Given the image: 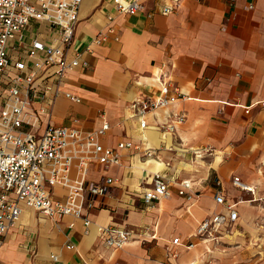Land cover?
Segmentation results:
<instances>
[{
	"label": "crops",
	"instance_id": "obj_1",
	"mask_svg": "<svg viewBox=\"0 0 264 264\" xmlns=\"http://www.w3.org/2000/svg\"><path fill=\"white\" fill-rule=\"evenodd\" d=\"M138 1L142 6L133 14L118 11L111 0L81 1L68 55L78 51L79 64L61 80L48 76L57 94L50 98L52 85L34 106H46L41 126H70L77 118L82 129L93 130L107 120L102 144L132 140L154 148L155 156L123 149L120 164L90 163L88 179L111 176L115 181L96 199L101 206L84 210L91 221L86 231L81 218L50 217L22 206L0 245V264H206L210 259L264 264V106L259 103L264 100V0ZM165 5L174 8L164 14ZM99 32L105 36L96 42ZM23 36L26 42L34 36L54 41L57 34L45 22L31 21ZM161 71L186 97L148 113L150 126L140 129L128 104L155 95V75ZM170 111L185 114L172 132L164 129ZM210 149L218 152L207 161L203 156ZM140 160L161 167L140 170ZM156 172L165 174L170 195L146 204L142 193ZM234 175L254 184L261 201H238L251 195L232 184ZM182 180L190 181L191 199L177 192ZM217 188L226 202L235 203L238 216L222 242L212 244L191 235L201 219L221 209L214 199ZM51 192L63 199L66 190L54 185ZM97 224L129 228L131 238L110 248ZM176 236L194 246L172 244ZM172 250L177 256L168 255Z\"/></svg>",
	"mask_w": 264,
	"mask_h": 264
},
{
	"label": "built area",
	"instance_id": "obj_2",
	"mask_svg": "<svg viewBox=\"0 0 264 264\" xmlns=\"http://www.w3.org/2000/svg\"><path fill=\"white\" fill-rule=\"evenodd\" d=\"M82 0H0V245L8 229L19 219L22 206L33 208L50 217L70 214L81 218L85 231L91 221L84 210L101 204L96 199L103 198L115 179L103 176L98 181L88 179L89 165L98 161L104 166L120 164L121 150H135L140 156H155V149L132 140H119L114 147L101 143L100 137L109 128L107 120L93 130H84L73 118V125H55L47 122L41 126L40 114L46 106H34L37 98L42 99L52 85H55L50 98L57 94L56 84L47 82L48 76L61 80L65 72L79 64L80 53L71 52L78 9ZM118 11L133 14L140 10L138 0H111ZM172 5L163 6L164 14L173 10ZM31 21L45 22L56 31L54 41H46L34 36L24 40V30ZM112 30V29H110ZM104 34L95 38L100 42ZM117 39V37L115 36ZM40 78V83L35 82ZM158 92L153 96H138L130 100L129 114L138 121L140 129L147 128L148 113L165 109L185 94L172 84L165 72L155 75ZM71 100L80 98L70 92L64 93ZM264 106V100L259 102ZM249 105L244 108L248 112ZM171 121L164 129L172 132L176 124L185 120L181 111H170ZM198 155V153H197ZM216 185L220 181L214 178ZM232 184L239 190L249 193V202L261 201L256 195V186L232 177ZM60 185L65 188L63 199L53 197L51 188ZM189 180H182L177 192L191 199L194 194L188 191ZM170 195L168 180L164 173L156 172L152 186L142 193L144 203ZM214 199L221 209L201 219L191 236L202 242L217 244L222 242L238 216L234 202H226L217 188ZM264 206V202H261ZM71 225V224H70ZM98 235L110 248H120L131 238L132 230L115 225H96ZM155 237V234H150ZM143 240H146L145 238ZM172 244L185 248L194 246L192 241H181L178 236ZM72 248V244H66ZM177 256L176 250L168 252ZM52 259L57 256L51 254ZM206 264H216L210 259Z\"/></svg>",
	"mask_w": 264,
	"mask_h": 264
},
{
	"label": "bare ground",
	"instance_id": "obj_3",
	"mask_svg": "<svg viewBox=\"0 0 264 264\" xmlns=\"http://www.w3.org/2000/svg\"><path fill=\"white\" fill-rule=\"evenodd\" d=\"M216 160H217V158H216ZM215 161L213 160V162H211V163L215 164L216 163ZM160 167H161V163L155 162L154 160H146V161H141L140 160L138 162V165H137V168H139L140 170L142 168H147L149 170H151V169L153 170V168H160Z\"/></svg>",
	"mask_w": 264,
	"mask_h": 264
},
{
	"label": "rangeland",
	"instance_id": "obj_4",
	"mask_svg": "<svg viewBox=\"0 0 264 264\" xmlns=\"http://www.w3.org/2000/svg\"><path fill=\"white\" fill-rule=\"evenodd\" d=\"M212 152L217 154L218 151H213V150L210 149L209 151H207V153H205V156H203V158L205 160H207V161H211L212 156H213L212 155L213 154Z\"/></svg>",
	"mask_w": 264,
	"mask_h": 264
}]
</instances>
